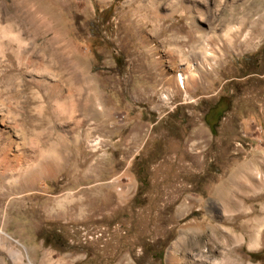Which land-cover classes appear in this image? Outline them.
<instances>
[{
    "label": "rangeland",
    "instance_id": "rangeland-1",
    "mask_svg": "<svg viewBox=\"0 0 264 264\" xmlns=\"http://www.w3.org/2000/svg\"><path fill=\"white\" fill-rule=\"evenodd\" d=\"M3 34L10 157L55 173H0V264H264V0H0Z\"/></svg>",
    "mask_w": 264,
    "mask_h": 264
},
{
    "label": "bare ground",
    "instance_id": "bare-ground-1",
    "mask_svg": "<svg viewBox=\"0 0 264 264\" xmlns=\"http://www.w3.org/2000/svg\"><path fill=\"white\" fill-rule=\"evenodd\" d=\"M19 6V5H18ZM17 6V7H18ZM256 7V6H255ZM247 12V10H246ZM42 12H40L41 14ZM39 14V15H40ZM247 14V13H246ZM199 15V14H198ZM38 16V15H36ZM40 17V16H39ZM42 17V16H41ZM45 18V17H44ZM231 18V17H230ZM228 17V19H230ZM248 18V15H246L245 17L241 18L239 24H237V26H233V27H237L236 29H240L241 25L242 24H245V20ZM6 19V18H5ZM227 19V20H228ZM44 20V19H43ZM43 20L41 22H43ZM247 21V20H246ZM25 23V22H24ZM223 23H225V20L223 21ZM37 25V24H36ZM49 25V24H48ZM13 26V24L11 23L10 25H2V30L3 32L5 33V36H8V33L10 32V29L11 27ZM21 26V25H20ZM226 26V25H225ZM198 27V26H197ZM224 27V26H223ZM232 28H227L228 31L232 30ZM200 28V27H198ZM53 29V28H52ZM51 29V30H52ZM48 30V29H47ZM55 31V30H54ZM36 32V31H35ZM34 32V33H35ZM22 33V32H21ZM7 34V35H6ZM58 34V33H57ZM10 35V34H9ZM11 40H16L15 42L17 43V45H19L20 48L23 47V43H22V40H21V37L18 35H10ZM4 37V34L3 35H0V39ZM6 37V38H7ZM56 38V37H55ZM6 40V39H5ZM4 40V41H5ZM3 41V42H4ZM61 41V40H59ZM11 42V41H10ZM9 42V43H10ZM22 43V44H21ZM1 44V43H0ZM69 44V43H68ZM5 45V44H4ZM19 47L16 48V52L20 54V57H23V59L25 60L26 59V56H28L26 53H25V50L23 49H20ZM64 47V46H62ZM66 47V46H65ZM68 47V46H67ZM66 47V48H67ZM14 49V48H13ZM19 56V55H18ZM21 59V58H20ZM186 68H184L181 64L179 63H176L175 64V67H174V75L172 76V79L175 78V81L177 83L178 86L180 87H185V78H186ZM33 81L36 83H38V80L37 79H34L33 78ZM55 84V83H54ZM12 90V89H11ZM80 91V90H79ZM52 92V91H51ZM4 93V91L0 88V95H2ZM6 93V92H5ZM11 93V92H10ZM13 93V92H12ZM71 93L69 91L67 92H59V99L57 100H60L61 102H56L54 103V105L56 107H60V103H61V106L63 105V107L65 105L69 106L70 108V112H75V111H79L80 113V116L78 118V121L75 123V126H79L80 128H82L83 126V116H85L86 114V103L87 102H83V99H78L77 101L76 100H73L71 101ZM11 96V95H10ZM34 96L37 97V95L34 94ZM79 96V95H78ZM4 97V96H3ZM52 97V96H51ZM5 98V97H4ZM8 98V97H7ZM80 98V97H79ZM87 101V100H86ZM14 102V101H13ZM9 103V102H7ZM59 103V105H58ZM3 104V101H1L0 99V111L2 110L1 108V105ZM12 105V104H11ZM10 105V106H11ZM51 105V104H50ZM13 106V105H12ZM54 106V107H55ZM65 106V107H67ZM52 107V105L50 106ZM7 108V107H6ZM3 111V110H2ZM16 111V108L15 110ZM42 113V112H41ZM17 114V113H15ZM10 115V114H9ZM43 117V116H42ZM15 118V117H14ZM14 118H12V120L14 121V123H12L13 121H11L6 114H0V155L2 156V158L0 159V173L3 174L5 172H11L12 174H14L15 172H18V177H14L12 174V178L10 181H8V185L10 187H16L19 189L22 188V182H20V178H26L24 179L23 181H25L26 183H32L34 182L35 180H37L38 178H40L41 176H44L45 174H54L55 173V162L54 161H45L43 164L39 165V166H36V165H33L31 168H26V169H22V165L24 164L25 162V159L23 157H17V158H11L10 155L12 156H15V154L13 153L14 151H18L20 152L19 150H22V147L21 146L22 144H20L18 141H16L13 137H12V134H11V129L12 128H17L19 126V123H17ZM16 119V118H15ZM20 122V121H19ZM72 128V127H71ZM18 129V128H17ZM70 129V128H69ZM19 131V130H18ZM61 133V132H60ZM50 134V133H49ZM82 134V133H81ZM51 135V134H50ZM57 135H60V134H57ZM38 136V135H36ZM48 137V136H47ZM59 137V136H58ZM85 137V136H84ZM66 138V137H64ZM76 138V142L78 145H82L83 144V138H81V135L79 134V136L77 135ZM63 140V139H62ZM35 144H37L38 148L37 149H30V157H35V156H38L39 152H36L35 150H39L40 151V143L42 144L43 140L40 138V137H37L36 140L34 141ZM59 142V141H58ZM24 144V143H23ZM56 145V144H55ZM27 147V146H26ZM24 148V147H23ZM22 153L25 152V150L21 151ZM32 152V153H31ZM34 152V153H33ZM21 156V155H19ZM69 159V157H68ZM74 159V158H73ZM71 160V159H70ZM80 162V161H79ZM82 162H80L79 164V167H82ZM77 166V165H76ZM78 168V167H77ZM79 170V169H78ZM251 167H247L245 169L244 172L246 173H250L251 171ZM237 172H240L241 174V170H238ZM242 174H244L242 172ZM252 174L253 171H252ZM81 176V175H80ZM255 177L258 179L259 183H262L264 182V175L260 174L259 172L255 174ZM257 181V180H256ZM257 181V182H258ZM0 185H1V182H0ZM25 187V186H23ZM1 188H4V187H1ZM70 195V194H69ZM21 198V197H20ZM72 200V199H71ZM69 200V201H71ZM48 204L46 203L45 207L47 208ZM58 206H61V203L59 202L58 203ZM43 207V206H42ZM216 233L215 235H218L220 230L218 229H215L214 230ZM3 232V234H5L6 237H11L7 232L5 231H1ZM228 232V231H227ZM231 232V231H230ZM228 234V233H226ZM231 234V233H230ZM216 237V236H215ZM218 237V236H217ZM6 239V238H5ZM10 239V238H9ZM228 239V238H226ZM183 239L180 238L179 239V244H183ZM227 242V241H225ZM196 245V244H195ZM177 246V244H175L173 246V249H175ZM171 250L169 255H168V258H167V261H168V264H178L180 260L182 259H185V260H188L191 264H216V261H210V260H206L205 259V256L203 254H200L199 256H189L187 257L184 256V257H179L175 254L174 250ZM15 252V251H14ZM20 252L18 251L17 252V255L19 254ZM14 254V253H13ZM15 255V254H14ZM12 256V255H11ZM13 257V256H12ZM19 257V256H18ZM208 259V258H207Z\"/></svg>",
    "mask_w": 264,
    "mask_h": 264
},
{
    "label": "flooded vegetation",
    "instance_id": "flooded-vegetation-1",
    "mask_svg": "<svg viewBox=\"0 0 264 264\" xmlns=\"http://www.w3.org/2000/svg\"><path fill=\"white\" fill-rule=\"evenodd\" d=\"M217 115L216 114H213L212 115V120L209 122V123H215L216 122V120H217Z\"/></svg>",
    "mask_w": 264,
    "mask_h": 264
}]
</instances>
